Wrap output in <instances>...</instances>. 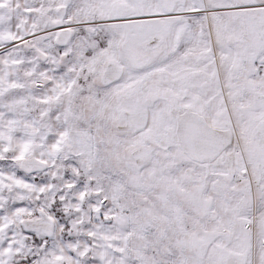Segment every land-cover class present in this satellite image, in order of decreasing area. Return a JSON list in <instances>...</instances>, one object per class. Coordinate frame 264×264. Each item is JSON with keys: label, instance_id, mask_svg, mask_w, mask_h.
Segmentation results:
<instances>
[{"label": "snow or ice", "instance_id": "snow-or-ice-1", "mask_svg": "<svg viewBox=\"0 0 264 264\" xmlns=\"http://www.w3.org/2000/svg\"><path fill=\"white\" fill-rule=\"evenodd\" d=\"M0 264H264V0H0Z\"/></svg>", "mask_w": 264, "mask_h": 264}]
</instances>
